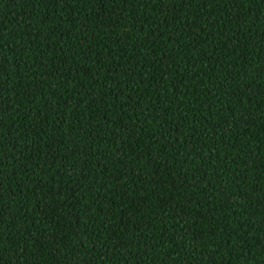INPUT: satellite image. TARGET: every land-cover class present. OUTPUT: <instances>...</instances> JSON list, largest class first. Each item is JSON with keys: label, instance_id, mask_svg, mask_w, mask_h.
<instances>
[{"label": "trees", "instance_id": "obj_1", "mask_svg": "<svg viewBox=\"0 0 264 264\" xmlns=\"http://www.w3.org/2000/svg\"><path fill=\"white\" fill-rule=\"evenodd\" d=\"M0 264H264V0H0Z\"/></svg>", "mask_w": 264, "mask_h": 264}]
</instances>
